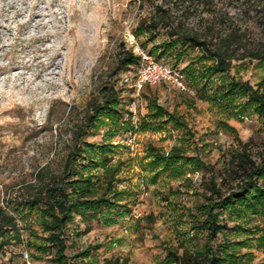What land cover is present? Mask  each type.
<instances>
[{"label": "rangeland", "instance_id": "obj_1", "mask_svg": "<svg viewBox=\"0 0 264 264\" xmlns=\"http://www.w3.org/2000/svg\"><path fill=\"white\" fill-rule=\"evenodd\" d=\"M156 7L170 10L174 20L199 35L200 41L217 45L226 39L237 46L229 73L215 75L206 93L201 90L203 81L181 72L198 49L177 63L170 57L158 60L183 75L184 91L168 82L137 88L139 64L127 69L118 66L119 44L130 46L132 30L140 20H148ZM133 38L139 44L147 35ZM163 38L159 34L155 42ZM151 44L147 42L146 49ZM251 50L264 52V0H0V207L13 214L14 200L22 199L28 186L38 185L37 172L43 171L45 179L60 172L72 131L90 112V103L114 90L126 103L131 122L107 132L110 122L102 113L95 129L84 128V139L97 144L112 134L109 154L113 162L123 161L115 185L128 191L121 201L128 210L113 223L76 216L65 232L67 254L91 245L99 248L81 264H102L106 259H118L119 264H168L167 247L181 252V245L201 246L203 235L191 228L187 211L201 202L190 186L200 185L204 171L191 163L178 162L163 170L149 166L146 150L154 146L168 152L174 145H183L187 155L198 153L204 162L216 164L222 149L236 145L234 135L219 126L223 120L250 144L255 160L264 157V126L258 115L250 108L244 113L235 108L244 98L234 96L229 102L216 95L212 99L219 80L226 76L251 85L264 79V60L239 59ZM148 96L186 118L193 138L187 139L171 123L147 121L140 126ZM35 217L33 213L27 222L41 236ZM227 220L232 229L226 237L245 239L236 246L244 255L242 264H264V247L256 239L259 233L252 232L256 226L264 227V217L237 220L248 231L234 229V219ZM18 226L20 240H11L3 248L0 264H25L21 252L28 231L21 222ZM28 253L38 254L32 248ZM31 262L52 264L48 255Z\"/></svg>", "mask_w": 264, "mask_h": 264}, {"label": "trees", "instance_id": "obj_2", "mask_svg": "<svg viewBox=\"0 0 264 264\" xmlns=\"http://www.w3.org/2000/svg\"><path fill=\"white\" fill-rule=\"evenodd\" d=\"M170 14V10L156 7L148 20H140L132 34L136 39L147 35V39L136 45L157 61L170 57L174 63L188 57L189 51L198 49L194 60H190L181 72L185 77L203 81L201 90L206 93L215 75L229 73L237 46L226 39L217 45L200 41L199 35L186 31L182 23L174 20ZM159 34L164 38L157 43L155 41ZM147 42L152 43L148 49ZM118 48L117 64L120 69L139 64L140 57L134 51L135 45L121 43ZM247 55L238 58L264 60V52L259 50H251ZM207 61L209 63L205 64ZM219 81L212 99L219 96L221 100L232 102L234 96L244 98L242 103L235 104L236 110L244 113L245 109L250 108L264 126V79L253 85L231 76ZM146 100V114L140 119V126L147 121L159 125L171 123L187 139L193 138L184 117L174 110L168 111L157 102L155 96H148ZM89 111L81 125H76L72 131L71 146L60 172L47 179L42 177L43 171L37 172L38 185L28 186L25 196L14 200L11 208L13 214L6 207H0V254L11 240L15 243L20 240L18 222H21L22 228L28 231L27 252L32 248L38 253L37 256L28 253L30 258L41 259L48 255L52 264H81L99 246L87 245L74 254H67L69 236L65 232L75 217L79 216L83 221L97 219L113 223L128 210L127 205L121 202L128 191L115 185L123 161L118 158L113 162L109 154L111 146L108 139L112 134L97 144L84 139V128L95 129L97 117L102 113L110 122L107 132L127 126L131 117H128L126 103L118 92L109 90L102 100L90 103ZM219 126L234 135L236 145L222 149L216 164L204 162L198 153L187 155L188 150L183 145H174L168 152L154 146L146 150L145 156L150 158L147 162L149 166L163 170L178 162L182 165L191 163L196 169L204 171L200 185L190 186L191 193L200 197L201 202L187 211L191 228L201 232L204 243L192 249L181 245V252L178 248L167 247L164 259L168 264H242L244 255L237 252L236 246L244 243L245 239L238 241L226 237L228 230L232 229L228 226L227 217L234 219V229L238 227L243 231L248 230L237 220L248 216L264 217V157L255 160L250 144L238 138L235 128L223 120L219 121ZM33 213L36 214L34 221L41 230V236L27 222V217ZM252 232L259 233L256 239L264 247V227L256 226ZM102 264H119V261L106 259Z\"/></svg>", "mask_w": 264, "mask_h": 264}, {"label": "built area", "instance_id": "obj_3", "mask_svg": "<svg viewBox=\"0 0 264 264\" xmlns=\"http://www.w3.org/2000/svg\"><path fill=\"white\" fill-rule=\"evenodd\" d=\"M130 44L136 45L133 36H130ZM135 52L140 57L135 79L137 88L148 84L168 82L176 86L179 90L184 91L186 89L183 75L179 71L154 60L152 56L138 47L135 49ZM124 80L127 82L129 78H125ZM21 253L23 262L25 264H32L27 250L24 249Z\"/></svg>", "mask_w": 264, "mask_h": 264}, {"label": "crops", "instance_id": "obj_4", "mask_svg": "<svg viewBox=\"0 0 264 264\" xmlns=\"http://www.w3.org/2000/svg\"><path fill=\"white\" fill-rule=\"evenodd\" d=\"M186 121H187V119L186 118H184Z\"/></svg>", "mask_w": 264, "mask_h": 264}]
</instances>
